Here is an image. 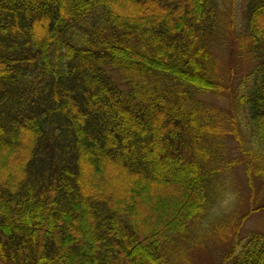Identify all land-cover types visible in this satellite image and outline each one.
<instances>
[{
	"label": "trees",
	"instance_id": "trees-1",
	"mask_svg": "<svg viewBox=\"0 0 264 264\" xmlns=\"http://www.w3.org/2000/svg\"><path fill=\"white\" fill-rule=\"evenodd\" d=\"M245 8L234 85L218 0H0V264H184L224 223L222 264H264V232L240 237L264 212V0Z\"/></svg>",
	"mask_w": 264,
	"mask_h": 264
},
{
	"label": "rangeland",
	"instance_id": "rangeland-1",
	"mask_svg": "<svg viewBox=\"0 0 264 264\" xmlns=\"http://www.w3.org/2000/svg\"><path fill=\"white\" fill-rule=\"evenodd\" d=\"M218 5L221 10L225 11L226 15L230 13L228 15H230L229 22L231 28H228L229 26L227 24L222 27L223 35L221 36L223 39L213 45V50L220 59L224 69L227 70V73L231 70V77L234 85H236L244 75L250 71V67H252L253 64L246 50L248 47L246 48V45L240 43L241 39L245 37V35L240 34H244L247 28L245 8L247 0H218ZM225 22H227L226 19ZM234 29H236L234 34L237 39H232V31ZM208 100L219 105L224 104L220 98L210 97ZM235 156L239 157V154L233 153L232 157L237 159ZM235 182L237 183L239 191H233L231 193L233 196L245 201L242 207H240L243 209V206L247 207L248 205L246 202L247 199L253 201L258 197L261 190L259 187H255V191L251 188L244 173L243 163L237 169ZM228 204L229 203L225 200V203L222 204L223 208H217L215 214L217 215L222 209H226L225 207H227ZM240 228L241 238L255 231L264 232V212L259 211L250 214ZM227 233H229V229H226L224 223V225L217 226L214 230L212 229V233L207 237L204 236L205 234H201L200 243L196 239L194 240L195 244L189 242L192 243L189 245H192V248L189 254L186 253L184 264H222L225 257L224 254L226 253V244L223 245L221 240Z\"/></svg>",
	"mask_w": 264,
	"mask_h": 264
}]
</instances>
